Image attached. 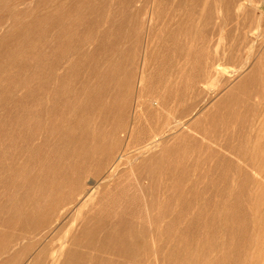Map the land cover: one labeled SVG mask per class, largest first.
I'll use <instances>...</instances> for the list:
<instances>
[{"label": "rangeland", "instance_id": "rangeland-1", "mask_svg": "<svg viewBox=\"0 0 264 264\" xmlns=\"http://www.w3.org/2000/svg\"><path fill=\"white\" fill-rule=\"evenodd\" d=\"M263 15L0 0V264H264Z\"/></svg>", "mask_w": 264, "mask_h": 264}, {"label": "bare ground", "instance_id": "bare-ground-1", "mask_svg": "<svg viewBox=\"0 0 264 264\" xmlns=\"http://www.w3.org/2000/svg\"><path fill=\"white\" fill-rule=\"evenodd\" d=\"M263 1V0H262ZM21 2V1H20ZM203 2V1H202ZM67 3V2H66ZM216 3V2H215ZM260 3H261V1H260ZM95 4V3H94ZM228 4V3H227ZM255 4V3H254ZM259 4V3H258ZM204 6H205V4H204ZM248 8V7H247ZM249 8H251L250 6H249ZM257 8V7H256ZM27 10V9H26ZM34 10V9H33ZM255 10V9H254ZM258 10H260V9H258ZM220 10H218V12H219ZM28 12V11H27ZM62 13V12H61ZM254 13V12H253ZM25 14V13H24ZM30 14V13H29ZM203 14V13H202ZM257 14V13H256ZM229 15V14H228ZM32 16V15H31ZM231 16V15H230ZM247 16V15H246ZM254 16V15H253ZM263 17H264V15H263ZM258 18V17H257ZM256 18V19H257ZM264 19V18H263ZM200 20V19H199ZM221 21H219V23H220ZM238 22V21H237ZM259 22V21H258ZM258 24H260V23H258ZM246 25V24H245ZM245 27V26H244ZM246 28V27H245ZM171 29V28H170ZM258 32V31H257ZM262 35V34H261ZM56 37V36H55ZM262 37V36H261ZM171 40H173V38L171 39ZM163 41L165 42V40L163 39L162 40V44H163ZM167 41V40H166ZM248 41V40H247ZM180 42V41H179ZM254 43V42H253ZM161 44V43H160ZM169 44V43H168ZM242 44V43H241ZM170 45V44H169ZM255 45V44H254ZM161 46V45H160ZM164 46H166V45H164ZM163 48V47H162ZM182 56V55H181ZM154 57V56H153ZM161 58V57H160ZM165 58V57H164ZM168 58V57H167ZM178 58V57H177ZM181 59V58H180ZM190 59V58H189ZM167 60V59H166ZM170 60L171 59H169V63H170ZM188 61V60H187ZM190 61V60H189ZM244 62V61H243ZM245 63V62H244ZM190 64V63H189ZM193 64V63H192ZM191 64V65H192ZM238 64V63H237ZM242 65V64H241ZM257 65V64H256ZM198 66H200V65H198ZM215 65L213 64V67H214ZM248 66H250V65H248ZM247 66V67H248ZM258 66V65H257ZM261 66H262V64H261ZM211 67H212V65H211ZM215 67H217V66H215ZM246 67V68H247ZM251 67V66H250ZM194 68H196V67H194ZM205 68V67H204ZM218 68V67H217ZM245 68V69H246ZM249 68V67H248ZM247 68V69H248ZM256 68V67H255ZM258 68H259V66H258ZM262 68H263V66H262ZM189 69V68H188ZM197 69V68H196ZM214 69V68H213ZM212 69V70H213ZM216 69V68H215ZM253 69V68H252ZM161 71H162V69H160ZM219 70V69H218ZM236 70V69H235ZM234 69L232 70V71H235ZM243 70V69H242ZM248 70H250V69H248ZM248 70H244V72H247ZM253 70H255V69H253ZM252 70V71H253ZM214 71V70H213ZM231 71V70H230ZM229 71V72H230ZM240 71V70H239ZM258 71H260V69L258 70ZM257 70H256V72H257V75H258V72ZM199 73H200V71H198ZM203 72V71H202ZM216 72H217V69H216ZM219 72H220V70H219ZM222 72V71H221ZM237 72V71H236ZM236 72H234L235 74H238V72L236 73ZM249 72H251V71H249ZM262 72V71H261ZM165 73H168V71L166 72L165 71ZM179 73V72H178ZM208 73V72H207ZM211 73V72H210ZM175 74V73H174ZM209 74V73H208ZM214 74H216V73H214ZM221 74H223V73H221ZM229 74V73H228ZM233 74V73H232ZM232 74H230V75H232ZM241 74H243V72L241 73ZM251 74V73H250ZM253 74H254V72H253ZM253 74H251V75H253ZM167 75V74H166ZM202 74L200 73V76H201ZM207 75V74H206ZM210 75H212V74H210ZM216 75H219V74H216ZM227 75V74H226ZM229 75V76H230ZM239 75H240V73H239ZM247 75V74H246ZM246 75H244V76H246ZM249 75V74H248ZM212 76H215V75H212ZM234 76V75H233ZM238 76V75H237ZM236 76V77H237ZM241 77H243L242 75H240ZM256 76V73H255V75H254V77ZM235 77V76H234ZM248 77V76H247ZM257 77V76H256ZM255 77V78H256ZM260 76H258V78H259ZM208 78H210V77H208ZM240 78V77H239ZM250 78V77H249ZM253 78V77H252ZM251 78V79H252ZM255 78H253V81L254 80H256ZM262 79V78H261ZM261 79H257L258 81L259 80H261ZM256 80V81H257ZM231 81V80H230ZM229 81V82H230ZM245 81V80H244ZM248 81V80H247ZM252 81V82H253ZM227 82V81H226ZM225 82V84H227ZM233 82V81H232ZM251 82V81H250ZM262 82V81H261ZM242 83V82H241ZM255 83V82H254ZM224 84V85H225ZM233 84V83H232ZM252 84V83H251ZM244 85H245V83H244ZM243 85V86H244ZM258 85H259V83H258ZM239 86V85H238ZM249 86V85H248ZM254 86V85H253ZM260 86V85H259ZM209 87V86H208ZM208 87H206V88H208ZM228 87V86H227ZM229 87H231V86H229ZM232 88V87H231ZM244 88H245V86H244ZM202 90H205V89H202ZM215 91V90H214ZM251 91V90H250ZM257 91V90H256ZM205 92V91H204ZM242 92V91H241ZM246 93V92H245ZM255 93V92H254ZM253 93V94H254ZM258 93V92H257ZM205 94V93H204ZM249 94H250V96H251V93H248V96H247V100L249 101V98H250V96H249ZM259 94V93H258ZM257 94V95H258ZM246 95V94H245ZM255 95V94H254ZM205 96H206V94H205ZM204 96V97H205ZM209 97H210V95H209ZM233 97V96H232ZM242 97V96H241ZM253 97V96H252ZM208 100V99H207ZM224 99L222 98V101H223ZM243 100V99H242ZM245 100V99H244ZM252 100V99H251ZM255 100V99H254ZM260 100V99H259ZM259 100H258V102H259ZM203 101V100H202ZM204 101H206V100H204ZM227 101H228V97H227ZM246 101V100H245ZM257 101V100H256ZM255 101V102H256ZM207 102V101H206ZM229 102V101H228ZM251 102V101H250ZM249 102V103H250ZM223 103L224 102H222V105H223ZM247 103V102H246ZM228 104V103H227ZM261 104V103H260ZM253 105V104H252ZM256 105H259V104H256ZM256 105H255V107H256ZM254 107V108H255ZM240 108V107H239ZM256 109V108H255ZM210 111V110H209ZM204 114V113H203ZM216 114V113H215ZM214 114V115H215ZM211 115V114H210ZM210 115H209V117H210ZM213 115V116H214ZM205 116V115H204ZM206 117V116H205ZM216 117V116H215ZM215 117H214V119H215ZM195 118H196V116H195ZM203 118V117H202ZM190 119H192L193 120V118H190ZM201 119V118H200ZM202 120V119H201ZM206 123V122H205ZM212 123H213V121H212ZM191 124V123H190ZM196 126H198V122H196ZM205 125V124H204ZM230 126V125H229ZM210 127V126H209ZM226 127V126H225ZM194 128H195V126H194ZM198 128H199V126H198ZM197 128V129H198ZM202 128H203V125H202ZM231 128V127H230ZM210 129V128H209ZM180 130V129H179ZM179 130H178V132H179ZM201 131H202V129H201ZM216 131V130H215ZM181 134H182V136H191V135H193V136H195V131L193 130V128L192 127H189V126H187V127H184L181 131ZM197 134V133H196ZM198 136V135H197ZM197 136H195L196 138H198ZM219 138V137H218ZM199 139V138H198ZM201 139L202 140H205V137H201ZM164 141V140H163ZM162 141V142H163ZM210 141H211V139H210ZM194 142H196V141H194ZM231 142V141H230ZM210 144V143H209ZM208 144V145H209ZM212 145V144H211ZM229 145V144H228ZM158 147H161L160 146V144H159V142H152L151 144H149V145H147V146H145V147H143V148H141V151L137 154V155H135V156H133V157H131V156H129V155H125V157H124V155L123 156H118V158H116V160H115V163L118 161V164L116 165V167H114V169L105 177V179H104V183H110V182H112L114 179H116V176H117V171H118V168H119V165L121 164V162L123 161V158H125L126 159V161L125 162H127V163H129V164H131V165H133L134 163H136V162H139V160H141L142 158H144L146 155H148L150 152H152L154 149H156V148H158ZM166 147V146H165ZM196 148V147H195ZM199 148V147H198ZM175 149V148H174ZM203 149V148H202ZM247 149V148H246ZM209 150H210V148H209ZM208 150V151H209ZM219 151V150H218ZM221 152V151H220ZM224 153V152H223ZM122 155V154H121ZM227 155V154H226ZM233 159V158H232ZM160 161V160H159ZM115 163H113V166L115 165ZM113 166H111V167H113ZM160 166V165H159ZM189 166V165H188ZM187 167V166H186ZM134 168V167H133ZM183 168V167H182ZM188 168V167H187ZM111 168H109V170H110ZM108 170V171H109ZM187 170V169H186ZM234 174V173H233ZM144 183V182H143ZM94 187H96V185L94 186ZM99 189V187H96L95 188V191H97ZM83 194L84 195H82L83 196V199L84 198H86L87 197V199H86V202H88L89 200H91L92 198H93V196H94V191L93 190H91V189H87V190H85L84 192H83ZM80 196V195H79ZM69 206V205H68ZM156 206H158V205H156ZM223 207V206H222ZM250 209V208H249ZM158 210V209H157ZM252 210V209H251ZM151 212V211H150ZM226 212V211H225ZM149 213V212H148ZM141 216V215H140ZM186 220V219H185ZM187 221H189L188 219H187ZM186 221V222H187ZM154 222V221H153ZM174 223V222H173ZM176 223V222H175ZM179 233V232H178ZM178 233H176V234H178ZM162 239V238H161ZM154 240V239H153ZM159 248V247H158ZM157 248V249H158ZM6 249V248H5Z\"/></svg>", "mask_w": 264, "mask_h": 264}]
</instances>
